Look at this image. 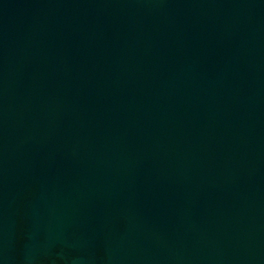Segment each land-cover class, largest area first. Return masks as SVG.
Segmentation results:
<instances>
[{"label":"water","instance_id":"water-1","mask_svg":"<svg viewBox=\"0 0 264 264\" xmlns=\"http://www.w3.org/2000/svg\"><path fill=\"white\" fill-rule=\"evenodd\" d=\"M0 264H264V0H0Z\"/></svg>","mask_w":264,"mask_h":264}]
</instances>
